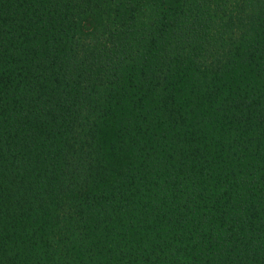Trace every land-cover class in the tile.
<instances>
[{
	"label": "trees",
	"instance_id": "trees-1",
	"mask_svg": "<svg viewBox=\"0 0 264 264\" xmlns=\"http://www.w3.org/2000/svg\"><path fill=\"white\" fill-rule=\"evenodd\" d=\"M0 264H264V0H0Z\"/></svg>",
	"mask_w": 264,
	"mask_h": 264
}]
</instances>
